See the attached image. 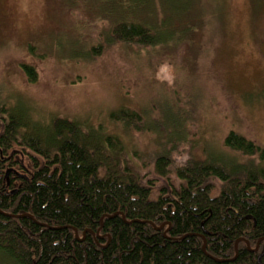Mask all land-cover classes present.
Listing matches in <instances>:
<instances>
[{
	"label": "trees",
	"instance_id": "obj_1",
	"mask_svg": "<svg viewBox=\"0 0 264 264\" xmlns=\"http://www.w3.org/2000/svg\"><path fill=\"white\" fill-rule=\"evenodd\" d=\"M196 1L97 0L95 9L109 17L118 42L173 49L196 41L204 16ZM157 4L160 19L152 16ZM216 10L208 12L218 18ZM22 70L36 81L31 67ZM108 118L128 126L141 117L119 109ZM36 124L0 105V256L7 263L264 264V165L191 162L175 172L179 188L153 198L119 170L116 136L92 139L64 120L48 133ZM223 145L264 163V149L235 132ZM169 167L168 158H157L155 175L165 180ZM211 180L223 184L215 197Z\"/></svg>",
	"mask_w": 264,
	"mask_h": 264
},
{
	"label": "rangeland",
	"instance_id": "obj_2",
	"mask_svg": "<svg viewBox=\"0 0 264 264\" xmlns=\"http://www.w3.org/2000/svg\"><path fill=\"white\" fill-rule=\"evenodd\" d=\"M96 2L0 0V105L36 122L40 132L64 120L92 139L116 136L119 170L151 188L153 198L179 188L175 172L191 162L221 157L264 165L223 145L235 132L264 149V0H197L204 16L196 41L173 49L113 39ZM152 12L161 18L158 4ZM22 66L35 71L34 83ZM119 109L140 122H111ZM159 157L170 161L165 180L154 172ZM210 184L215 197L223 184ZM0 264L10 263L0 256Z\"/></svg>",
	"mask_w": 264,
	"mask_h": 264
},
{
	"label": "water",
	"instance_id": "obj_3",
	"mask_svg": "<svg viewBox=\"0 0 264 264\" xmlns=\"http://www.w3.org/2000/svg\"><path fill=\"white\" fill-rule=\"evenodd\" d=\"M9 174V171L7 172V174L6 175H8ZM13 193H15V192H12L11 194H13ZM22 216H20V217H18V218H21ZM26 217V216H25ZM164 226V225H163ZM163 226H161L160 228H157L156 230H160V229H162V227ZM169 226V225H168ZM74 233H75V236L77 237L78 235H77V232L76 231H74ZM86 233V232H85ZM85 233H83V237H84V234ZM99 234V230L97 231V235ZM102 238V237H101ZM239 241H242V242H244L246 245H247V248H250L249 247V244L245 241V240H239ZM239 241H237V242H235V251H236V248H237V244H238V242ZM203 249H204V247H203ZM257 249H258V243L256 244V246H255V248L253 249V250H251V252H257ZM250 250V249H249Z\"/></svg>",
	"mask_w": 264,
	"mask_h": 264
}]
</instances>
